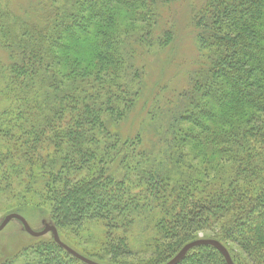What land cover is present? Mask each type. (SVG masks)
<instances>
[{"label":"trees","instance_id":"obj_1","mask_svg":"<svg viewBox=\"0 0 264 264\" xmlns=\"http://www.w3.org/2000/svg\"><path fill=\"white\" fill-rule=\"evenodd\" d=\"M174 1L41 0L33 22L0 0V200L9 213L47 211L64 244L103 264H127L144 221L140 264L199 238L234 264H264V0L192 3L198 65L186 86L159 88L140 129L118 130L142 93L140 54L173 38L163 10ZM91 223L103 228L98 252L64 240ZM4 264L86 263L50 237ZM177 264L226 262L199 245Z\"/></svg>","mask_w":264,"mask_h":264},{"label":"rangeland","instance_id":"obj_2","mask_svg":"<svg viewBox=\"0 0 264 264\" xmlns=\"http://www.w3.org/2000/svg\"><path fill=\"white\" fill-rule=\"evenodd\" d=\"M40 1L8 0V3L15 14L36 22L39 20L38 4ZM199 2L200 0H175L164 7V23L172 24L171 26L174 29L173 38L165 48L154 47L151 51L140 54L138 62L143 66L145 71L143 75V89L139 102L133 112L121 127L118 128L122 137L131 136L135 131L140 129L146 107L150 104L151 98L159 91V88L166 87V94L162 97L171 96V93L186 86L189 74L198 65V48L194 40L195 31L190 24V9L192 3L198 5ZM6 60V53L0 47V65L6 63ZM145 133L143 145L146 149H151L150 133L153 132L151 129H148ZM9 206L11 207L10 200H0V220L4 215L13 211ZM20 214L25 217L33 230H41L45 225H50L47 211L24 209ZM144 222H141L136 227L131 238L133 255L125 258L127 264H140V262H145L144 260L150 256V252L145 253L140 251L145 246L144 239L146 235L139 233L141 226L144 227ZM86 227L85 231L81 233H67L64 240L76 250L85 253H89L90 251L98 252L96 245L103 238V228L95 225V223L88 224ZM202 235L201 233L199 234V236ZM50 237H52L50 232L38 237L31 236L24 231L18 220L12 219L0 231V264L8 261H20L24 250L28 249L30 245ZM227 246L231 253H238L234 245L228 244Z\"/></svg>","mask_w":264,"mask_h":264},{"label":"water","instance_id":"obj_3","mask_svg":"<svg viewBox=\"0 0 264 264\" xmlns=\"http://www.w3.org/2000/svg\"><path fill=\"white\" fill-rule=\"evenodd\" d=\"M12 219L18 220L21 223L24 231L31 236L38 237V236L44 235L45 233L50 232L55 243H57L59 246L65 249L72 256H74L75 258L79 259L80 261L86 264H103V263H99L91 259H88L87 257L82 256L81 254H79L78 252H76L75 250L67 246L66 244H64L59 239V236L54 226L45 225L41 230H37V231L33 230L28 224V222L26 221V219L20 214L15 213V212L8 213L2 217V219L0 220V231ZM199 245H210L214 247L223 256L226 264H234L227 249L218 240L212 239V238H199V239H196V240H193V241H190L184 244L181 247V249L171 259H169L167 262L163 264H177L184 257V255L187 253L189 249L195 246H199Z\"/></svg>","mask_w":264,"mask_h":264}]
</instances>
